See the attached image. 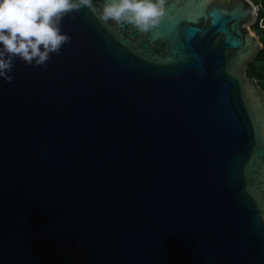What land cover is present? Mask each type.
Instances as JSON below:
<instances>
[{"label":"water","instance_id":"95a60500","mask_svg":"<svg viewBox=\"0 0 264 264\" xmlns=\"http://www.w3.org/2000/svg\"><path fill=\"white\" fill-rule=\"evenodd\" d=\"M93 4L0 78V264H264L255 4L164 0L147 30Z\"/></svg>","mask_w":264,"mask_h":264},{"label":"clouds","instance_id":"9594fccd","mask_svg":"<svg viewBox=\"0 0 264 264\" xmlns=\"http://www.w3.org/2000/svg\"><path fill=\"white\" fill-rule=\"evenodd\" d=\"M164 0H103L100 19L134 24L147 30L162 15ZM93 0H0V78L11 82L15 58L42 66L71 39L61 29L63 18ZM259 13V12H258ZM95 14V13H94Z\"/></svg>","mask_w":264,"mask_h":264},{"label":"trees","instance_id":"16d2710c","mask_svg":"<svg viewBox=\"0 0 264 264\" xmlns=\"http://www.w3.org/2000/svg\"><path fill=\"white\" fill-rule=\"evenodd\" d=\"M252 1L255 5H258L260 0ZM154 2L158 3V0H154ZM262 7L263 10L259 9L258 22L260 21V19L264 18V2H262ZM258 22L253 28L257 32V35L259 36L263 44V50L260 55L255 59V61L248 67L247 73L249 77L256 78L259 84L264 89V27H260Z\"/></svg>","mask_w":264,"mask_h":264},{"label":"rangeland","instance_id":"374dc122","mask_svg":"<svg viewBox=\"0 0 264 264\" xmlns=\"http://www.w3.org/2000/svg\"><path fill=\"white\" fill-rule=\"evenodd\" d=\"M262 2H264V0H260V1H259V4H258L257 6H258L259 9H262V10H263ZM258 12H259V10H258ZM258 18H259V17H258ZM258 23H259V26H260V27H264V18L260 19V21H259ZM253 31H254L255 33H257V32L254 30V28H253Z\"/></svg>","mask_w":264,"mask_h":264},{"label":"built area","instance_id":"2783aa9c","mask_svg":"<svg viewBox=\"0 0 264 264\" xmlns=\"http://www.w3.org/2000/svg\"><path fill=\"white\" fill-rule=\"evenodd\" d=\"M255 6H256V10L258 11L259 10L258 6L257 5H255Z\"/></svg>","mask_w":264,"mask_h":264}]
</instances>
